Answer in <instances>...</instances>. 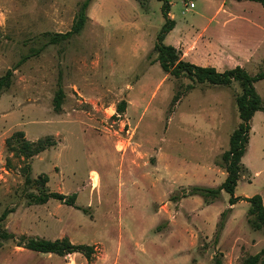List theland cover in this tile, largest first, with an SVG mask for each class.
I'll list each match as a JSON object with an SVG mask.
<instances>
[{
  "label": "rangeland",
  "instance_id": "obj_1",
  "mask_svg": "<svg viewBox=\"0 0 264 264\" xmlns=\"http://www.w3.org/2000/svg\"><path fill=\"white\" fill-rule=\"evenodd\" d=\"M81 1L0 0V75L26 57L0 94V215L7 211L0 228L91 244L94 256L36 252L8 239L0 264H213L215 257L242 264L264 247V228L247 223L249 203L230 205L224 191L210 203L188 194L225 178L218 163L240 121L239 84L162 71L153 51L164 22L158 0H92L80 33L51 42L52 33L69 30ZM169 16L175 25L163 42L183 60L264 71L259 3L170 0ZM58 86L61 113L52 108ZM254 87L264 102V79ZM250 125L234 195L259 194L264 205V113ZM16 130L29 140L51 135L56 144L25 159L4 142ZM25 164L32 179L45 173L47 182L25 184ZM44 189L75 193V205L27 203L29 191Z\"/></svg>",
  "mask_w": 264,
  "mask_h": 264
},
{
  "label": "trees",
  "instance_id": "obj_2",
  "mask_svg": "<svg viewBox=\"0 0 264 264\" xmlns=\"http://www.w3.org/2000/svg\"><path fill=\"white\" fill-rule=\"evenodd\" d=\"M91 1L92 0H82L79 4L78 11L73 18L69 30L65 32L52 33L50 41L54 43L58 39H67L72 35L80 33L88 18L86 10ZM137 1L143 4V2L146 0ZM158 1L161 2L160 10L163 15L164 22L156 34L153 51L157 53L156 61L158 62L162 71L175 78L185 75L189 80L195 83L207 82L213 85H230L234 81L237 82L241 88V93L235 99L240 121L236 128L231 132L228 141V149L221 154L220 161L218 163L226 173L225 178L216 187L192 185L188 190V194L199 195L206 203H210L218 198L221 191L229 194L228 203L230 205L234 204L238 200H245L249 203V208L247 209V223L249 226L255 230L264 228V205L262 203L261 196L259 194H254L249 197H239L234 195V190L240 174L245 168L241 159L246 152L252 116L258 110L264 113V102L254 87L255 82L264 79V71H258L255 74H250L246 69L239 65L219 71L214 66H202L183 60L180 57L179 50L175 46L171 44H165L163 42L166 34L171 31L175 25L174 20L169 16L170 0ZM248 1L257 2L264 8V0ZM25 58L26 57L24 56L19 59L13 68L7 69L2 75H0V94L10 86L13 70L18 65H20L25 60ZM191 87V84L185 86L186 89ZM181 94L182 93L178 91L174 93L170 102V106L174 105V103L180 98ZM63 97L64 92L62 88L58 86L52 98V108L55 113H61ZM125 104L126 103L124 100L118 103V113L124 111ZM10 141H13L17 145L18 151L25 159L37 155L45 149L56 144L55 139L51 135H45L36 140H29L25 137V134L22 130H16L12 132L4 139L6 145ZM30 171V164H25V184L39 183L44 185L47 182L48 177L45 173H41L37 178L32 179L30 176ZM26 196L28 198V204H44L49 199H56L70 206L75 205V193L64 194L58 191L44 189L38 191L37 193L29 191ZM82 210L85 211L83 208ZM223 213L224 211L222 212L221 216ZM6 214L7 211H3L0 215V220L3 219ZM221 226L222 222L220 221L218 227L220 228ZM8 239L15 240L16 245L18 246H22L28 250L36 252L53 253L59 256L78 252L81 253L88 262L92 260L95 252L94 245L86 243H73L67 237L51 240L26 235L16 236L15 233L0 228V246L2 244V240L5 241ZM213 264H221L220 259L215 257ZM242 264H264V247L254 254L245 256L242 260Z\"/></svg>",
  "mask_w": 264,
  "mask_h": 264
},
{
  "label": "crops",
  "instance_id": "obj_3",
  "mask_svg": "<svg viewBox=\"0 0 264 264\" xmlns=\"http://www.w3.org/2000/svg\"><path fill=\"white\" fill-rule=\"evenodd\" d=\"M165 39V38H164ZM202 66H207V65H202ZM210 66V65H209ZM232 67H234L235 66V64H233V65H231ZM239 66H242V64L240 65V63H239ZM243 67V66H242ZM227 68H231V67H227Z\"/></svg>",
  "mask_w": 264,
  "mask_h": 264
}]
</instances>
